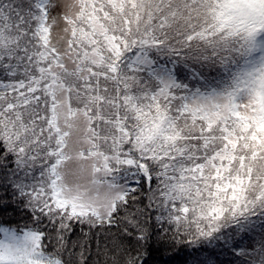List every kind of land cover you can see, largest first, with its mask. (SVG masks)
<instances>
[{
    "label": "snow or ice",
    "instance_id": "obj_1",
    "mask_svg": "<svg viewBox=\"0 0 264 264\" xmlns=\"http://www.w3.org/2000/svg\"><path fill=\"white\" fill-rule=\"evenodd\" d=\"M153 245L264 264V0H0V264Z\"/></svg>",
    "mask_w": 264,
    "mask_h": 264
},
{
    "label": "trees",
    "instance_id": "obj_2",
    "mask_svg": "<svg viewBox=\"0 0 264 264\" xmlns=\"http://www.w3.org/2000/svg\"><path fill=\"white\" fill-rule=\"evenodd\" d=\"M13 165H10V167ZM149 264H186L188 260L187 250L179 252H169L163 247L157 248L155 245L150 249Z\"/></svg>",
    "mask_w": 264,
    "mask_h": 264
}]
</instances>
